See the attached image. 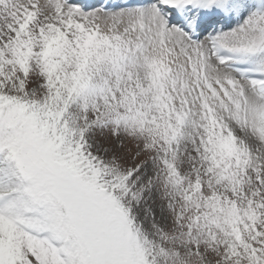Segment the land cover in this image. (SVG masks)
I'll return each mask as SVG.
<instances>
[{
	"label": "snow or ice",
	"instance_id": "1",
	"mask_svg": "<svg viewBox=\"0 0 264 264\" xmlns=\"http://www.w3.org/2000/svg\"><path fill=\"white\" fill-rule=\"evenodd\" d=\"M0 264H264V0H0Z\"/></svg>",
	"mask_w": 264,
	"mask_h": 264
}]
</instances>
